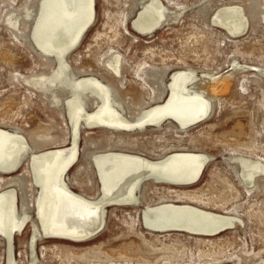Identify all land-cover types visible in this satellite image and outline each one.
Here are the masks:
<instances>
[{
    "label": "rangeland",
    "instance_id": "obj_1",
    "mask_svg": "<svg viewBox=\"0 0 264 264\" xmlns=\"http://www.w3.org/2000/svg\"><path fill=\"white\" fill-rule=\"evenodd\" d=\"M146 1L95 0V22L67 56L69 71L96 76L113 86L115 99L128 109L124 114L134 119L143 109L165 101L171 74L192 70L198 80L194 88L212 101L211 114L187 130L173 121L135 132L82 124L78 159L66 182L73 192L97 198L100 181L93 157L108 152L150 160L188 152L211 160L194 185L148 181L139 191L142 207H107L105 228L91 240L39 237L32 244L39 190L30 157L68 147L72 127L64 108L52 104L51 93L43 95L26 82L51 75L57 63L32 42L43 0H0V129L17 131L32 148L14 175L19 180L14 185L18 209L23 213L26 206L31 217L23 234L14 236L17 264H264V172L249 183L236 162L244 157L264 164V0H161L170 13L169 22L144 37L133 31L132 21ZM236 6L243 8L248 20L241 36L212 21L220 8ZM117 56L121 76L108 68ZM225 77L228 91L214 95L213 79ZM48 138L50 143L44 144ZM10 178L0 174V192ZM166 203L191 205L240 221L212 237L148 230L143 209ZM8 253L7 241L0 238V264H8Z\"/></svg>",
    "mask_w": 264,
    "mask_h": 264
},
{
    "label": "bare ground",
    "instance_id": "obj_2",
    "mask_svg": "<svg viewBox=\"0 0 264 264\" xmlns=\"http://www.w3.org/2000/svg\"><path fill=\"white\" fill-rule=\"evenodd\" d=\"M141 5L132 27L139 36L148 37L169 22L171 16L161 0H147ZM38 15L32 40L43 55L57 63L51 75L26 82L43 95L51 93L52 104L64 108L70 118L72 140L68 147L35 152L30 157L33 182L39 190L32 244L39 237L80 243L103 232L107 207H142L139 191L145 182L176 187L194 185L211 160L207 155L188 152L172 153L160 160L123 152L98 154L93 157V164L99 176L100 194L91 199L73 192L66 182L68 171L78 159L80 126L135 132L173 121L178 128L187 130L210 116L212 101L194 88L198 80L192 70L177 71L170 75L165 101L143 109L131 119L124 114L128 109L115 99L113 86L96 76L69 71L67 56L79 47L95 22V0H43ZM212 21L233 36H241L247 30L248 20L239 6L220 8ZM108 68L114 76H121L120 57L113 59ZM228 81L226 77L213 79L214 95L228 91ZM88 105L92 106V112L87 110ZM50 141L48 138L44 144ZM31 151L27 140L17 131L0 129V174L13 176L0 192V238L8 243V264H17L13 255L14 236L23 234L31 220L26 206L20 213L14 188L19 184L14 175ZM237 161L242 167V177L249 183L264 172L260 161L244 157ZM236 218L174 203L144 208L142 213L144 226L152 232L178 231L203 237L232 229L240 221Z\"/></svg>",
    "mask_w": 264,
    "mask_h": 264
},
{
    "label": "water",
    "instance_id": "obj_3",
    "mask_svg": "<svg viewBox=\"0 0 264 264\" xmlns=\"http://www.w3.org/2000/svg\"><path fill=\"white\" fill-rule=\"evenodd\" d=\"M89 29V28H88ZM88 29H86V30H88ZM32 42L34 43V41L32 40ZM35 44V43H34ZM37 47V49L39 50V48H38V46H36ZM40 53H41V51H40Z\"/></svg>",
    "mask_w": 264,
    "mask_h": 264
}]
</instances>
